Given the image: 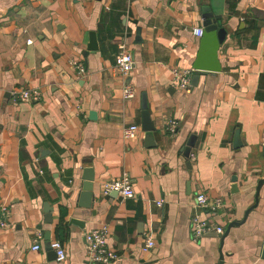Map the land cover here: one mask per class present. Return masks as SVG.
I'll list each match as a JSON object with an SVG mask.
<instances>
[{"label": "crops", "instance_id": "crops-1", "mask_svg": "<svg viewBox=\"0 0 264 264\" xmlns=\"http://www.w3.org/2000/svg\"><path fill=\"white\" fill-rule=\"evenodd\" d=\"M205 4L227 35L221 69L200 72L193 85ZM121 41L135 58L127 76L116 67ZM175 68L192 70L189 90ZM23 89L38 98L14 102ZM142 94L156 127L151 140ZM132 124L138 130L125 138ZM126 172L135 196L105 195L103 183ZM90 174L94 199L85 207ZM262 178L264 0H0V205L9 210L0 264H104L89 259L85 242L101 226L119 255L107 264H215L220 238L191 236L200 192L222 200L214 221L225 230L253 207L225 237L224 264H264V185L255 204ZM146 236L155 247L143 252ZM55 240L66 249L62 262L47 248Z\"/></svg>", "mask_w": 264, "mask_h": 264}, {"label": "built area", "instance_id": "built-area-1", "mask_svg": "<svg viewBox=\"0 0 264 264\" xmlns=\"http://www.w3.org/2000/svg\"><path fill=\"white\" fill-rule=\"evenodd\" d=\"M204 28H195V33L198 36L203 35ZM78 68V71L82 74L85 72V65L72 61ZM135 66L134 54L128 50L124 41L119 43V53L116 56V67L123 76H127L131 73ZM176 80L179 83V87L182 90H189L191 88V76L192 70L174 69ZM37 90H14L12 93L14 102L21 100L30 101L38 98ZM124 97L131 99L135 96L133 87L130 84L125 85L123 91ZM169 132L174 133L177 129V121L171 120L167 128ZM138 130V126L132 124L123 131L125 138H131ZM103 193L105 195L117 192L123 198H132L135 196V190L133 188L132 179L129 173H124L120 178L114 180H108L103 183ZM159 206H163V200L157 202ZM195 205L197 210L192 215L191 219V236L194 241H199L201 238L211 233L223 234L225 228L223 225L217 224L214 220L218 214V210L222 206V200L216 199L215 202H211L207 195L203 192L198 193L195 196ZM9 214L8 207L4 204L0 205V227L5 228L9 224L7 222V216ZM109 229L107 226H101L88 231L85 235L86 250L89 255V259L96 263H110L115 261L119 255L116 250L112 249L108 245ZM51 247L56 251V259L59 262L66 260L67 253L63 244L59 240L51 242ZM155 247V240L151 236H146L142 251L148 252ZM40 244L36 242L33 246L34 250H38Z\"/></svg>", "mask_w": 264, "mask_h": 264}, {"label": "water", "instance_id": "water-1", "mask_svg": "<svg viewBox=\"0 0 264 264\" xmlns=\"http://www.w3.org/2000/svg\"><path fill=\"white\" fill-rule=\"evenodd\" d=\"M201 10H202L204 31L200 39V46H199V50L197 53V57L193 65L194 69L197 71L192 77L193 85L197 84L199 80L200 72H206V71L217 72L221 69V63L219 60V50H220L221 44L224 42L226 35H227L226 28L221 26V23H220L221 16L220 15H215L211 11V7L206 4L202 6ZM138 34H139V31H138ZM90 48L91 49L97 48L96 40H95L93 33L91 34ZM142 110H143L142 111V129L148 133L147 139L151 140L152 132L156 130V127H155L154 121L152 120L151 113L148 109L146 94H142ZM194 139L195 137L191 136L186 143V146L183 152L186 157H189L191 153V149L194 146ZM241 143L242 142L240 140L239 131L237 130L236 135H235V146H241ZM92 175L93 174H90L84 177L86 181L83 184V191L81 193V197L84 202L82 205L85 207H90L94 199L93 184H92L93 183L92 181L94 178ZM263 185H264V178L258 181L255 204H258L259 202V191ZM48 208L49 207L45 205V211L48 213V215H50L51 208L49 209ZM252 208L253 207L251 206L250 208H248V210H246L244 218L242 220L240 221L235 220L233 222H230L223 234H219V233L217 234L214 232L211 234H208V236H214V237L220 238L219 261L215 264H224V253H223L222 248H223L225 237L229 234V231L232 227L241 225L242 223L246 221L248 214ZM46 235L49 236V232H47ZM47 248L48 250L52 252L53 256L56 258V251L52 249L51 242ZM263 257H264V250H263Z\"/></svg>", "mask_w": 264, "mask_h": 264}]
</instances>
